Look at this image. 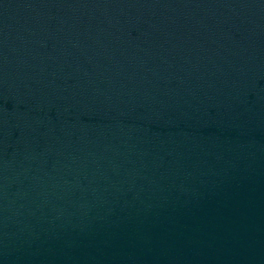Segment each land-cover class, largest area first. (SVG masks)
Returning <instances> with one entry per match:
<instances>
[{"label":"water","instance_id":"water-1","mask_svg":"<svg viewBox=\"0 0 264 264\" xmlns=\"http://www.w3.org/2000/svg\"><path fill=\"white\" fill-rule=\"evenodd\" d=\"M0 264H264V0H0Z\"/></svg>","mask_w":264,"mask_h":264}]
</instances>
